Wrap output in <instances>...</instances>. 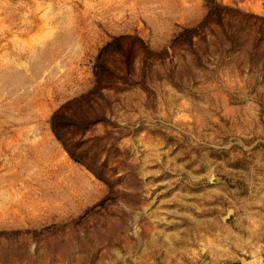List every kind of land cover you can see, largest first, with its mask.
<instances>
[{
    "label": "rangeland",
    "instance_id": "obj_1",
    "mask_svg": "<svg viewBox=\"0 0 264 264\" xmlns=\"http://www.w3.org/2000/svg\"><path fill=\"white\" fill-rule=\"evenodd\" d=\"M250 211L264 0H0V264H223Z\"/></svg>",
    "mask_w": 264,
    "mask_h": 264
},
{
    "label": "crops",
    "instance_id": "obj_2",
    "mask_svg": "<svg viewBox=\"0 0 264 264\" xmlns=\"http://www.w3.org/2000/svg\"><path fill=\"white\" fill-rule=\"evenodd\" d=\"M253 214L255 213H252L251 211L247 213V217H251L250 223L253 225V227H247L250 231V234L247 236V240L245 242L242 239L239 244L246 248L244 251L246 254H235L234 256L227 258L223 264H264V241H261L260 239L257 241L252 240V235H255L253 232L257 230L264 232V221H262L259 217L260 213L257 212L255 214L256 217L252 218ZM259 225L261 226L260 229Z\"/></svg>",
    "mask_w": 264,
    "mask_h": 264
},
{
    "label": "trees",
    "instance_id": "obj_3",
    "mask_svg": "<svg viewBox=\"0 0 264 264\" xmlns=\"http://www.w3.org/2000/svg\"><path fill=\"white\" fill-rule=\"evenodd\" d=\"M53 120H54V125H57V126H62V125H65L63 123H66L68 121H66L63 117H61L59 115V113H56V117H53ZM71 154V153H70ZM72 155V154H71ZM73 156V155H72ZM74 159H77L75 156H73Z\"/></svg>",
    "mask_w": 264,
    "mask_h": 264
},
{
    "label": "water",
    "instance_id": "obj_4",
    "mask_svg": "<svg viewBox=\"0 0 264 264\" xmlns=\"http://www.w3.org/2000/svg\"><path fill=\"white\" fill-rule=\"evenodd\" d=\"M228 215H230V214H228ZM229 217V216H228ZM230 217H231V215H230Z\"/></svg>",
    "mask_w": 264,
    "mask_h": 264
}]
</instances>
